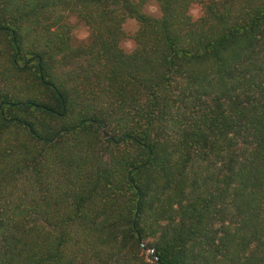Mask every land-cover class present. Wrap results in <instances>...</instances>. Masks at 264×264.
I'll list each match as a JSON object with an SVG mask.
<instances>
[{
  "label": "trees",
  "instance_id": "1",
  "mask_svg": "<svg viewBox=\"0 0 264 264\" xmlns=\"http://www.w3.org/2000/svg\"><path fill=\"white\" fill-rule=\"evenodd\" d=\"M149 1L0 0V264H264V0Z\"/></svg>",
  "mask_w": 264,
  "mask_h": 264
},
{
  "label": "rangeland",
  "instance_id": "2",
  "mask_svg": "<svg viewBox=\"0 0 264 264\" xmlns=\"http://www.w3.org/2000/svg\"><path fill=\"white\" fill-rule=\"evenodd\" d=\"M207 1L209 0H197V3H195L192 6L191 14L194 17V19H199L201 17L202 3L207 2ZM145 12L154 17H160L161 13L159 11L158 0H150L148 4L146 5ZM74 22L77 23L75 20ZM137 29H138V24L134 20H129L125 24V30L127 34L129 35L128 36L129 38H127L125 41L122 42L121 47L127 53H131L135 48V43L131 37H133ZM75 36L78 42L80 43L86 42L89 37V31L87 27H85L83 24L77 23L76 30H75ZM148 255H153L152 250L148 251Z\"/></svg>",
  "mask_w": 264,
  "mask_h": 264
},
{
  "label": "clouds",
  "instance_id": "3",
  "mask_svg": "<svg viewBox=\"0 0 264 264\" xmlns=\"http://www.w3.org/2000/svg\"><path fill=\"white\" fill-rule=\"evenodd\" d=\"M154 10V9H153Z\"/></svg>",
  "mask_w": 264,
  "mask_h": 264
}]
</instances>
